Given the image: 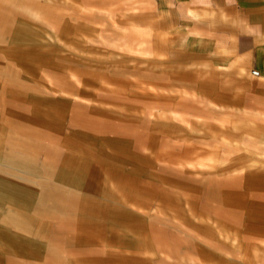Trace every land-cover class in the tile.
<instances>
[{
	"label": "rangeland",
	"instance_id": "1",
	"mask_svg": "<svg viewBox=\"0 0 264 264\" xmlns=\"http://www.w3.org/2000/svg\"><path fill=\"white\" fill-rule=\"evenodd\" d=\"M158 1L0 0L3 152L31 150L40 182L102 210L32 216L34 235L10 230L24 244L0 230V264H264V87L202 92L168 48ZM67 161L87 162L96 183L60 182Z\"/></svg>",
	"mask_w": 264,
	"mask_h": 264
},
{
	"label": "crops",
	"instance_id": "2",
	"mask_svg": "<svg viewBox=\"0 0 264 264\" xmlns=\"http://www.w3.org/2000/svg\"><path fill=\"white\" fill-rule=\"evenodd\" d=\"M158 5L170 52L181 57L185 67L196 68L195 76L202 92L210 98H218L252 97L261 91L264 87V0H159ZM79 6L84 8L82 2ZM130 15L128 22L138 24L133 21L135 15ZM61 92L71 102L74 101L73 95ZM98 111L105 117L126 121L136 117V114L142 120L148 114L142 110L129 115L112 108ZM176 115L175 112L170 115L161 112L159 118L173 120ZM105 124L109 127L104 126V129L115 128L112 124ZM116 129L126 130L124 126H117ZM43 140H30L28 144L37 150L43 147ZM4 146L2 139L0 230L8 231L5 235L10 242H30L21 237L27 233L34 235L32 231L36 226L32 216L79 215L87 219L99 216L102 210L93 206L95 201L88 199L79 203L73 198L68 199L61 187L48 184L47 179L43 178L45 183L40 182L34 152L17 149L6 154L3 152ZM212 161L215 162V158L201 165L210 167ZM86 163L79 166L74 161H67L68 169L61 170L58 180L71 187L75 184L91 187L96 183V173ZM8 175L14 177L8 178ZM27 188L38 190L36 203L32 201ZM27 208L32 210L28 211ZM11 229L20 230L22 235L10 233ZM38 229L43 227L38 226Z\"/></svg>",
	"mask_w": 264,
	"mask_h": 264
}]
</instances>
